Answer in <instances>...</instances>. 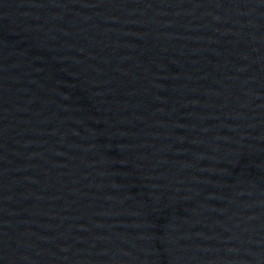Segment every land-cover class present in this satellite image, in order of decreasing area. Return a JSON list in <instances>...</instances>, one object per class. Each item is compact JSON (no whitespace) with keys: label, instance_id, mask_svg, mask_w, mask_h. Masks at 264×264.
<instances>
[{"label":"water","instance_id":"water-1","mask_svg":"<svg viewBox=\"0 0 264 264\" xmlns=\"http://www.w3.org/2000/svg\"><path fill=\"white\" fill-rule=\"evenodd\" d=\"M0 264H264V0H0Z\"/></svg>","mask_w":264,"mask_h":264}]
</instances>
